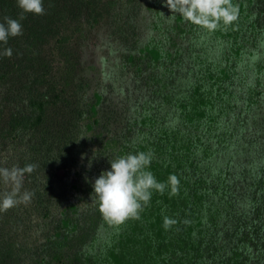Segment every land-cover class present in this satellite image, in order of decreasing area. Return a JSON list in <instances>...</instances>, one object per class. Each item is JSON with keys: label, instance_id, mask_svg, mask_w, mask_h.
Here are the masks:
<instances>
[{"label": "rangeland", "instance_id": "374dc122", "mask_svg": "<svg viewBox=\"0 0 264 264\" xmlns=\"http://www.w3.org/2000/svg\"><path fill=\"white\" fill-rule=\"evenodd\" d=\"M90 2L84 7L43 0V15L24 14L22 35L0 42V167L36 165L22 178L21 191L33 194L31 202L0 212V264H39L45 258L69 264L65 252L84 251L95 236H105L106 220L91 197L95 179L118 157L114 138L140 131L147 106L160 108L161 118L174 116L176 86L186 84L188 77L170 68L165 73L145 59L128 61L133 54L142 57L154 37L165 39L177 14L166 0ZM21 12L17 0H0V23L5 17L19 20ZM8 48L10 57L3 54ZM256 51L264 59V34ZM97 93L102 100L94 117ZM260 103V110L239 117L236 142L217 165L232 164L239 180L240 216L254 231L249 264H264V200L256 187L264 177V96ZM245 105L239 102L238 115ZM7 190L0 182V193ZM72 202L79 226L64 241L66 233H58Z\"/></svg>", "mask_w": 264, "mask_h": 264}, {"label": "trees", "instance_id": "16d2710c", "mask_svg": "<svg viewBox=\"0 0 264 264\" xmlns=\"http://www.w3.org/2000/svg\"><path fill=\"white\" fill-rule=\"evenodd\" d=\"M90 1L72 0L84 7L93 4ZM232 3L239 8L232 25L221 23L209 32L176 14L164 30L165 39L154 37L141 51L142 57L128 58L129 62L145 59L150 68L160 67L165 73L170 68L188 77L183 88L176 86L174 116L161 118L160 108L147 106L140 131H130L126 141L113 140L117 156L151 152L147 170L162 183L175 174L178 192L172 195L170 186L163 194L153 190L140 219L122 224L106 221L105 236H95L84 251L65 252L64 262L69 258L71 264H249L254 231L240 216L243 209L235 192L239 180L232 164L217 165L222 151L236 142L239 117L263 106L264 59L256 50L264 34V0ZM183 66L188 71L181 70ZM96 98L91 106L94 117L102 94ZM241 101L246 105L238 115ZM263 179L257 178L256 187L264 200ZM75 210L78 205L72 202L63 212L58 237L66 233L64 241L78 229L72 217ZM165 216L177 221L168 230L163 226ZM39 264L56 263L45 258Z\"/></svg>", "mask_w": 264, "mask_h": 264}, {"label": "clouds", "instance_id": "9594fccd", "mask_svg": "<svg viewBox=\"0 0 264 264\" xmlns=\"http://www.w3.org/2000/svg\"><path fill=\"white\" fill-rule=\"evenodd\" d=\"M17 5L22 10L20 19L5 17L6 23H0V42L5 44L9 37L22 35L20 20L24 19V14L43 15L45 12L43 0H17ZM165 6L186 22L209 32L217 30L221 23L225 27L232 25L239 16L238 5H234L232 0H166ZM3 54L10 57L12 50L8 48ZM93 152L96 153V150ZM152 160L151 152L118 156L109 161L111 170L102 172L95 179L91 199L98 205L106 221L122 224L129 219H140V212L149 204L153 190L163 194L165 188L170 186L172 195L178 192L180 181L175 174L168 177L167 183H162L147 170ZM35 168L34 164H26L22 168L0 167V182L10 189L0 193V212H7L19 204L31 202L33 194L21 191L22 178L25 174H31ZM176 223V220L164 217L165 230Z\"/></svg>", "mask_w": 264, "mask_h": 264}]
</instances>
